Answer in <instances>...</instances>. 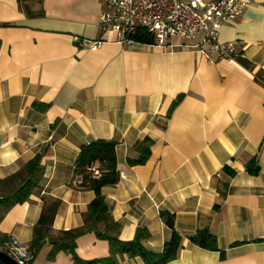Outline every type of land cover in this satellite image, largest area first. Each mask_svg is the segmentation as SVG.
<instances>
[{
    "label": "crops",
    "instance_id": "1",
    "mask_svg": "<svg viewBox=\"0 0 264 264\" xmlns=\"http://www.w3.org/2000/svg\"><path fill=\"white\" fill-rule=\"evenodd\" d=\"M240 1L241 15L218 37L240 57L220 61L196 41L124 47L97 27L103 0H0V181L37 155L44 169L30 201L0 220V240L29 246L46 198L60 201L50 235L80 228L95 195L76 186L75 162L83 145L106 139L117 143L120 180L102 195L120 241L145 228L143 245L160 253L171 231L159 215L168 212L183 237L168 264H264V0ZM74 38L105 42L91 51ZM145 138L148 161L129 166ZM253 158L257 175L246 172ZM198 231L216 237L223 260L190 243ZM74 253L80 261L45 242L32 264L100 261L109 244L85 234Z\"/></svg>",
    "mask_w": 264,
    "mask_h": 264
},
{
    "label": "trees",
    "instance_id": "2",
    "mask_svg": "<svg viewBox=\"0 0 264 264\" xmlns=\"http://www.w3.org/2000/svg\"><path fill=\"white\" fill-rule=\"evenodd\" d=\"M137 43L152 44L153 38L143 31L135 35ZM116 141L98 139L88 145H83L75 162L76 186L81 190L94 192V199L87 206L82 215L83 225L69 231H61L57 235H50L52 222L60 206V201L53 198L44 199L40 217L33 227L32 240L28 249L33 258L45 242H50L56 248L70 251L74 260L80 261L74 253L75 241L82 235L94 234L98 239L107 241L110 255L100 261H91L84 264H117L116 256L126 255L129 258L139 257L144 264H168L175 260L182 249L183 237L175 230V216L168 212H161L159 217L164 225L171 231L169 240L164 244L160 253H153L143 245V240L148 236L145 228L138 229L132 241L119 240L120 226L113 220L111 211L105 203L102 189L118 184L120 174L116 165ZM153 142L145 138L135 145L139 156L136 160H127L129 166L144 165L151 153ZM42 156L37 155L20 170L5 181H0V207L5 213L14 205L30 201L33 192L40 189L43 176ZM96 166L100 171L99 177H92L87 171L89 167ZM224 172L233 177L235 172L224 167ZM246 172L250 175L259 173L256 158L246 164ZM191 244L203 250L218 252L220 259L224 253L219 250L216 237L209 231H198L188 238Z\"/></svg>",
    "mask_w": 264,
    "mask_h": 264
},
{
    "label": "built area",
    "instance_id": "3",
    "mask_svg": "<svg viewBox=\"0 0 264 264\" xmlns=\"http://www.w3.org/2000/svg\"><path fill=\"white\" fill-rule=\"evenodd\" d=\"M105 11L97 27L102 35L113 33L117 42L131 49L137 42L135 35L143 31L153 38V43L172 49L169 40L196 41L202 55L208 56L210 46L217 60L236 61L240 55L233 44H220L218 37L224 25L235 21L242 13L240 0H103ZM81 49L96 51L105 42L74 38ZM92 177H99L96 166L87 169ZM0 252L16 264H32L33 256L28 247L14 235L0 240Z\"/></svg>",
    "mask_w": 264,
    "mask_h": 264
},
{
    "label": "water",
    "instance_id": "4",
    "mask_svg": "<svg viewBox=\"0 0 264 264\" xmlns=\"http://www.w3.org/2000/svg\"><path fill=\"white\" fill-rule=\"evenodd\" d=\"M0 264H16V263L8 256L0 252Z\"/></svg>",
    "mask_w": 264,
    "mask_h": 264
}]
</instances>
